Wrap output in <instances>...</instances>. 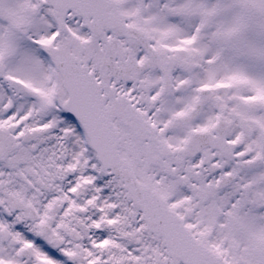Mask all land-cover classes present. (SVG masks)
Here are the masks:
<instances>
[{
  "label": "snow or ice",
  "instance_id": "obj_1",
  "mask_svg": "<svg viewBox=\"0 0 264 264\" xmlns=\"http://www.w3.org/2000/svg\"><path fill=\"white\" fill-rule=\"evenodd\" d=\"M0 264H264V0H0Z\"/></svg>",
  "mask_w": 264,
  "mask_h": 264
}]
</instances>
